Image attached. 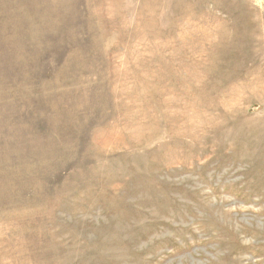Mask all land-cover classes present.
<instances>
[{"label": "rangeland", "instance_id": "rangeland-1", "mask_svg": "<svg viewBox=\"0 0 264 264\" xmlns=\"http://www.w3.org/2000/svg\"><path fill=\"white\" fill-rule=\"evenodd\" d=\"M0 264H264V0H0Z\"/></svg>", "mask_w": 264, "mask_h": 264}]
</instances>
